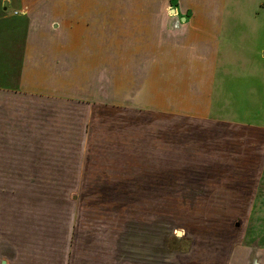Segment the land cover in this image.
<instances>
[{
  "label": "rangeland",
  "instance_id": "374dc122",
  "mask_svg": "<svg viewBox=\"0 0 264 264\" xmlns=\"http://www.w3.org/2000/svg\"><path fill=\"white\" fill-rule=\"evenodd\" d=\"M95 2L49 8L76 37H63L66 54L50 63L62 89L49 95L69 114L7 124L22 134L6 138L0 160V264H227L239 246L247 263L260 258L264 144L212 117L161 112V78L179 72L161 63V18L193 12L180 0ZM226 9L213 115L264 127V51L250 44L264 35V0ZM7 39L2 86L22 77L25 60V45Z\"/></svg>",
  "mask_w": 264,
  "mask_h": 264
},
{
  "label": "crops",
  "instance_id": "0c3cea01",
  "mask_svg": "<svg viewBox=\"0 0 264 264\" xmlns=\"http://www.w3.org/2000/svg\"><path fill=\"white\" fill-rule=\"evenodd\" d=\"M1 1L0 6L5 4H2ZM3 1L8 2L7 12L10 14H1L0 11V35L7 37L8 42H13L9 43L11 48L25 45V60L22 77L18 81H13V83L9 81L7 85H0V160L4 158L2 154L5 150L6 138L12 136V140L10 139L8 142L17 143V136L22 134L18 129L19 126H15L16 123L13 126H7L11 118L20 119L22 114H69L67 110L69 106L65 104L67 100L63 101L59 98V100H55L53 95H49L51 93L60 94V89H62H56L57 87L52 81L53 69L50 68V63L57 62L56 55L66 54L65 48L68 45L63 42L62 38L66 37L67 43H69L76 37L71 36L69 32L71 28L63 25L66 23L64 18L66 16H62L61 25L54 13H50L51 9L49 8H52L55 3L61 6L66 3L67 7L69 5L78 7L98 6L95 0H17L18 2L16 4L14 2V4L19 10L12 11L13 6H15L13 1ZM180 1L183 7L189 8L193 12L191 17L181 16L179 22L175 17L163 15L161 18V42L163 46L161 48L165 54L161 63L164 62V65L169 66L166 71L173 69V75L179 70L174 79L161 78V112L163 110L164 114H201L205 115L206 118L212 117L218 123L241 127L245 132L256 135L255 139L264 144V127L246 125L244 121L241 123V121L234 120L233 116L228 118L224 114L218 117L213 115L216 94L215 78L218 66H220L227 0ZM35 7H45V9L41 14H37L38 9ZM15 12H19V14L15 15ZM174 12L176 11L174 10ZM183 12L185 10L181 12V15ZM178 14L180 15L179 12ZM167 22L170 32L166 29L165 24ZM176 22L178 26L175 25ZM76 34L74 35L76 36ZM11 36L13 37L11 38ZM176 37L182 38L176 40L174 39ZM250 37L249 39L257 40L249 43L264 51V35ZM11 39L13 41H10ZM238 40L240 45V38ZM245 42L247 41L245 40ZM55 49H58L59 53H54ZM173 50L175 52L173 56H170L169 52ZM0 53L10 55L12 52L0 51ZM17 54L20 55V51ZM5 64L7 67H4V70L6 71L15 67L14 64L13 66L7 62ZM186 67L189 70V74H186L187 77L181 72ZM260 78L264 80V70L261 71ZM251 86L252 89H255V84ZM47 96L51 97L47 98ZM57 97L65 98L62 94ZM44 103L51 108L43 111L41 106ZM19 123L21 122L17 120V124ZM237 248L233 251L231 260L227 264H264V253L260 258L256 254V258L254 255H249L250 263H247L249 261L246 260L248 248L246 246ZM253 251L256 253V250Z\"/></svg>",
  "mask_w": 264,
  "mask_h": 264
},
{
  "label": "water",
  "instance_id": "95a60500",
  "mask_svg": "<svg viewBox=\"0 0 264 264\" xmlns=\"http://www.w3.org/2000/svg\"><path fill=\"white\" fill-rule=\"evenodd\" d=\"M6 6H8V2H6ZM5 10H7V7L5 8ZM175 24L178 26V23L177 22ZM178 236H181V233H178Z\"/></svg>",
  "mask_w": 264,
  "mask_h": 264
},
{
  "label": "built area",
  "instance_id": "2783aa9c",
  "mask_svg": "<svg viewBox=\"0 0 264 264\" xmlns=\"http://www.w3.org/2000/svg\"><path fill=\"white\" fill-rule=\"evenodd\" d=\"M14 14H15V15H18V14H19V12H15Z\"/></svg>",
  "mask_w": 264,
  "mask_h": 264
}]
</instances>
